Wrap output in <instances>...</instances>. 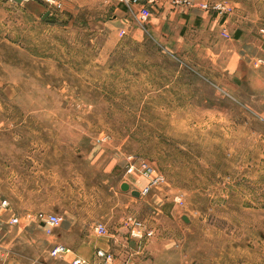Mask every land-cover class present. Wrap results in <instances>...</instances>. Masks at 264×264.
<instances>
[{"label":"rangeland","instance_id":"obj_1","mask_svg":"<svg viewBox=\"0 0 264 264\" xmlns=\"http://www.w3.org/2000/svg\"><path fill=\"white\" fill-rule=\"evenodd\" d=\"M188 1L138 23L106 0L44 18L39 0H0V200L26 207L16 224L0 210V242L26 238L0 243V264H64L36 219L55 167L60 224L119 234L125 264H264V0ZM129 154L164 182L121 190L146 182L124 174Z\"/></svg>","mask_w":264,"mask_h":264},{"label":"crops","instance_id":"obj_2","mask_svg":"<svg viewBox=\"0 0 264 264\" xmlns=\"http://www.w3.org/2000/svg\"><path fill=\"white\" fill-rule=\"evenodd\" d=\"M63 8L65 12L71 14L79 13L83 4L79 2V0H62ZM85 1V0H82ZM88 1V0H87ZM95 1L96 0H92ZM90 2V1H89ZM87 2V3H89ZM161 8V6L158 4ZM234 55V53H233ZM124 181H120L119 185H121ZM130 184L129 181H125ZM144 182L140 180V188L143 186ZM131 185H129L130 187ZM132 187H130V190ZM131 195V193H130ZM63 199V179L62 173L58 172L57 167L52 168L50 170L44 171L43 174V214H61V210L57 201ZM51 200L53 202H51ZM55 200V201H54ZM8 210L14 214L12 217L18 215H23L26 212L25 205H13L9 204ZM63 213V212H62ZM11 217V218H12ZM41 227L43 228V233L38 230L36 227H30L29 229L38 230L40 234H43V243H47L46 247L43 245V250L49 249V251L56 246L57 244H63L67 248L70 249L68 253L60 258L61 262L67 264L71 262L74 258H81L86 260L87 262L96 263L98 259L95 256V251L97 249H103L108 252H112L114 254V260L111 264H125L123 263L129 256L136 252H130L132 250L128 245L127 240H124L119 234H109L108 238H97L94 235V231L92 229V224H83L77 222L75 219L73 221L65 220L59 226L53 228L50 233H47L45 230V224L39 222ZM29 225V224H28ZM3 227L0 230H7L6 225H2ZM126 238V237H125ZM14 238H8L4 242L7 244L8 248L15 249L18 248L19 244L25 243L26 238L18 240L15 242ZM1 241V240H0ZM0 242V243H2ZM0 247L3 245L0 244ZM9 253H13L11 250H8ZM50 255V254H49ZM52 257V256H51ZM59 258V257H53Z\"/></svg>","mask_w":264,"mask_h":264},{"label":"built area","instance_id":"obj_3","mask_svg":"<svg viewBox=\"0 0 264 264\" xmlns=\"http://www.w3.org/2000/svg\"><path fill=\"white\" fill-rule=\"evenodd\" d=\"M41 1L48 9L49 13L55 10H62L63 8V1L62 0H39ZM111 3H116L117 5H124L127 11L130 13L132 18L137 21L138 23H143L146 21L150 15L151 11L150 8L156 5L160 0H106ZM175 3L179 2V0H174ZM184 3H189L188 0H183ZM202 8L208 9L209 5L207 3L200 4ZM212 10H225V6L220 3H214L211 6ZM264 33V30H262ZM221 35L224 38H228L229 34L226 31V28L223 27L221 29ZM138 173L143 178H145V183L139 190V196H144L150 192V190L162 184L164 182V177L160 174L155 172V169L151 166V164L141 159L137 156L129 154L127 156V164L125 167V175H131ZM9 206V202L6 199L0 200V210L2 208H7ZM36 219L38 222H42L45 224V231L50 233L53 228L57 227L61 222V216L58 214H43L37 213ZM11 224L18 223V217L14 216L10 219ZM95 230L100 234L105 232V228L102 225L95 226ZM130 236L141 240L143 238H149L153 235V230L146 227L142 222L133 221L129 227ZM70 251L69 248L64 246L63 244H57L54 246L50 251L49 254L52 257H59L61 258L66 253ZM96 256L101 258L104 264H109L112 261V254L103 250H97ZM71 264H89L86 260L81 258H74L71 261Z\"/></svg>","mask_w":264,"mask_h":264},{"label":"water","instance_id":"obj_4","mask_svg":"<svg viewBox=\"0 0 264 264\" xmlns=\"http://www.w3.org/2000/svg\"><path fill=\"white\" fill-rule=\"evenodd\" d=\"M15 1H17V2H21V0H15ZM48 14H49V11H47V12L44 14L43 18H44L45 16H47ZM120 188H121V190H123V191L130 190L129 184L126 183V182H123V183L120 185ZM130 193H131V195H133V196H136V197L139 196V191H137V190H130Z\"/></svg>","mask_w":264,"mask_h":264}]
</instances>
